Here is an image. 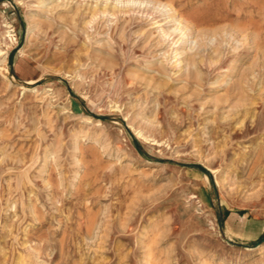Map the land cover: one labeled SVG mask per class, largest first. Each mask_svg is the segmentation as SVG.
<instances>
[{"label": "rangeland", "instance_id": "1", "mask_svg": "<svg viewBox=\"0 0 264 264\" xmlns=\"http://www.w3.org/2000/svg\"><path fill=\"white\" fill-rule=\"evenodd\" d=\"M262 2L0 0V264H263ZM170 6L229 29L197 73L144 56Z\"/></svg>", "mask_w": 264, "mask_h": 264}, {"label": "bare ground", "instance_id": "2", "mask_svg": "<svg viewBox=\"0 0 264 264\" xmlns=\"http://www.w3.org/2000/svg\"><path fill=\"white\" fill-rule=\"evenodd\" d=\"M161 1V0H159ZM131 2V1H129ZM144 2V1H142ZM73 3V2H72ZM169 3V2H168ZM263 3V2H262ZM21 4V3H20ZM44 4V3H43ZM41 5L42 9L45 8L46 6L45 5ZM57 4V3H56ZM148 4V3H147ZM264 4V3H263ZM54 5V4H53ZM103 5V4H102ZM112 5V4H111ZM133 5V4H132ZM135 5V4H134ZM158 5V4H157ZM161 6V4H159ZM253 5L255 6V3H253ZM258 5V4H257ZM261 5V4H260ZM259 5V6H260ZM109 6V5H108ZM148 6V5H147ZM264 6V5H263ZM125 7V6H124ZM131 7V6H130ZM164 7H167V5H163V8ZM47 8V7H46ZM83 8V7H81ZM137 8V6H136ZM139 8V7H138ZM179 8V7H178ZM224 8V7H223ZM260 8V7H259ZM258 8V9H259ZM70 9V8H69ZM79 9V8H78ZM86 10H88V8H85ZM107 9L111 10V11H115V10H118V7L116 6H112V7H107V4H105L104 6H101L99 9L97 8H90L89 9V13L92 14V16H96V14L100 11V12H106ZM157 9V8H155ZM218 9V8H217ZM220 9V8H219ZM40 10V9H39ZM154 10V9H153ZM181 10V9H180ZM225 10V9H223ZM229 10V9H227ZM251 10V9H249ZM260 10V9H259ZM262 10H263V7H262ZM72 11V10H70ZM69 11V12H70ZM122 11H126V9H123ZM163 11V10H162ZM161 11V12H162ZM217 11V10H216ZM215 11V13H216ZM220 12H222L221 10H219ZM261 11V10H260ZM157 12V11H156ZM159 12V11H158ZM183 12V11H182ZM197 12V11H196ZM206 12V11H205ZM226 12V11H225ZM228 12V11H227ZM236 12V11H235ZM256 13H259L257 11H255ZM77 13V11H76ZM199 13V12H198ZM203 13V12H201ZM200 13V15H201ZM209 13V12H208ZM29 14V13H28ZM58 14V13H57ZM192 14V13H191ZM207 14V13H206ZM205 14V15H206ZM214 14V13H213ZM223 15L225 13H222ZM42 15V14H41ZM81 15V14H80ZM190 15V14H189ZM196 15V14H195ZM194 15V16H195ZM198 15V14H197ZM204 15V16H205ZM219 15V14H218ZM217 15V17H218ZM107 16V15H106ZM125 16V15H124ZM164 17L161 21H164V25L167 26V28L164 30H161V32L155 36V33H153L152 31H144L142 33H140L139 35H137L138 37L140 38H143L141 41L142 43H144V46L142 47L144 49V56L145 57H149V56H153L156 57L158 55V53H161V51L163 49H165L166 45H168V49L164 52H162V56H166L168 54V61L171 62L170 60L172 58H175L177 55H180L181 56V61H180V64H183L181 65L182 67L183 66H186L187 67V73L189 74H192V73H197V71L195 72V70L198 69V67L200 66L201 62H203V54L202 52L205 51V48L207 50V42H206V39L212 35H217V34H221L222 32L226 31V30H229L225 27H222L221 29H215L213 28L212 26L214 25L212 22H214L215 20H219L216 18H214L215 20L211 21V25L210 23L208 22H195L194 19L193 20H189L190 18L188 17H184L185 15H183L182 13H180V11L178 12V10H176L175 8H173L172 6L169 7L168 10H164L162 13H161V17ZM202 16V15H201ZM208 16V15H207ZM212 16H215V15H212ZM33 17V16H32ZM30 18L31 20L33 21H37L38 23H42L43 21H41L40 19H35V18ZM90 17V16H89ZM133 17V16H132ZM191 17V15L189 16ZM200 17V16H199ZM221 17V16H220ZM224 17V16H223ZM226 17V16H225ZM122 18V17H121ZM136 18V17H135ZM160 18V17H159ZM188 18V19H186ZM193 18V17H191ZM201 18V17H200ZM230 19H233L231 17H229ZM249 18V17H248ZM138 19V18H137ZM145 19V18H144ZM157 18H153L154 22H152L153 24H158L160 23V21H157L156 20ZM213 19V17H212ZM225 19V18H224ZM241 19V18H240ZM250 19V18H249ZM254 19V18H253ZM29 20V19H28ZM126 20V19H125ZM139 20V19H138ZM156 20V21H155ZM204 20V19H203ZM223 21V19H221ZM238 20V19H237ZM124 21V20H123ZM198 21V20H197ZM209 21V20H208ZM249 21V20H248ZM235 22V21H234ZM5 23V22H4ZM149 23V22H148ZM147 23V24H148ZM173 23V24H171ZM226 23V22H225ZM133 21L130 23V25H133ZM230 24H232L230 22ZM235 24V23H234ZM240 24V23H239ZM237 24V25H239ZM244 24V23H242ZM34 25L37 26V24H35L34 22ZM122 25V24H121ZM241 25V24H240ZM240 25H239V28H240ZM254 25V24H253ZM252 25V26H253ZM49 26V24H48ZM145 26V25H144ZM148 26V25H147ZM153 26V25H152ZM216 26V24H215ZM232 26V25H231ZM155 27V26H154ZM242 27V25H241ZM145 28V27H144ZM236 28V27H235ZM136 29V27H135ZM161 29V28H160ZM243 29V28H242ZM11 30V29H10ZM139 30V29H138ZM28 31V36H31L33 34V31H34V27L33 25H31L29 27V29L27 30ZM131 31V28L130 30ZM135 31V30H134ZM5 33V32H4ZM137 33V32H136ZM225 33V32H224ZM230 33V31H229ZM254 33V31H253ZM250 34V33H249ZM126 35V34H125ZM197 36L198 37V41L196 43V45H193V40H192V36ZM239 35V34H238ZM121 36V35H120ZM218 36V35H217ZM228 36V35H227ZM235 36H237L235 34ZM250 36V35H249ZM137 37V38H138ZM178 37V39L174 42V39ZM11 38V40L13 41V37L12 35L10 34L9 35V39ZM124 38V37H123ZM230 38V37H229ZM245 38V37H243ZM10 40V41H11ZM210 40V39H209ZM123 41V40H122ZM180 41V44L175 48L174 45L177 44V42ZM141 43V45H142ZM250 43V42H249ZM3 44V43H2ZM225 46V45H224ZM141 47V46H140ZM225 48V47H224ZM137 49V48H136ZM142 49V50H143ZM210 49V48H209ZM191 50V53H188V51ZM1 55H4V53H2L0 51ZM7 53V52H6ZM174 53L173 57L171 56V54ZM170 56V58H169ZM91 57H93L94 60H99L100 61V64H102L105 68H108V69H114L116 66H117V62L113 59V57L109 56V57H101L100 54H97V53H94L93 55H91ZM159 57V56H158ZM238 57V56H237ZM151 62V61H150ZM160 62V61H159ZM176 62V61H175ZM166 63V62H165ZM173 64V63H172ZM150 65V64H149ZM146 66V65H145ZM151 66H156V71L160 74V76H158V78H161L162 75L165 76L168 74L165 66L163 64H159L157 65V63H154V64H151ZM178 66V65H177ZM153 67H150V68H153ZM2 68V67H1ZM149 68V67H148ZM169 68V66H168ZM177 68V67H176ZM155 69H151V70H155ZM144 73V72H143ZM185 75V74H184ZM2 76V74H1ZM128 76L131 78V79H134V80H144V75H141V74H138L137 73V70L136 69H130L129 70V73H128ZM179 76V75H178ZM184 77V76H183ZM1 78V77H0ZM3 78V77H2ZM155 78V77H154ZM153 78V79H154ZM167 78V77H166ZM156 79V78H155ZM163 79V77H162ZM159 80V79H158ZM161 80V79H160ZM170 80V79H169ZM6 81V80H5ZM152 81V80H151ZM150 81V82H151ZM3 82V81H2ZM1 82V83H2ZM150 82H147L148 84ZM155 84H152V87L154 86ZM23 87V86H22ZM36 88V87H35ZM23 92V91H22ZM24 93V92H23ZM150 94V93H149ZM154 94V93H153ZM162 98V97H161ZM148 99V103L150 102L149 101V98ZM151 103V102H150ZM149 105V104H148ZM154 106V105H153ZM157 106V105H156ZM155 108V107H154ZM149 110V109H148ZM151 110V108H150ZM156 111V110H155ZM162 112V111H161ZM153 113V111H152ZM140 114V113H139ZM157 115V113H156ZM138 117V116H137ZM143 117V116H142ZM144 118V117H143ZM83 119V118H81ZM90 120H88L89 122ZM142 121V120H141ZM99 122V121H98ZM130 122V121H129ZM101 123V122H100ZM138 133V132H137ZM148 139V138H147ZM261 254V253H260ZM256 256V255H254ZM262 259V258H261ZM264 260V259H263ZM257 262V261H256ZM261 262V261H260ZM251 263V262H250ZM261 264V263H260ZM264 264V263H263Z\"/></svg>", "mask_w": 264, "mask_h": 264}]
</instances>
